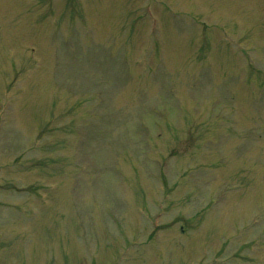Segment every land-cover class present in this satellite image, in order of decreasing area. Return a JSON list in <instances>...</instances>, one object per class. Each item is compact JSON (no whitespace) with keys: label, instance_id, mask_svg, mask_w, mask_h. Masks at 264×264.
I'll use <instances>...</instances> for the list:
<instances>
[{"label":"rangeland","instance_id":"rangeland-1","mask_svg":"<svg viewBox=\"0 0 264 264\" xmlns=\"http://www.w3.org/2000/svg\"><path fill=\"white\" fill-rule=\"evenodd\" d=\"M264 0H0V264H264Z\"/></svg>","mask_w":264,"mask_h":264}]
</instances>
